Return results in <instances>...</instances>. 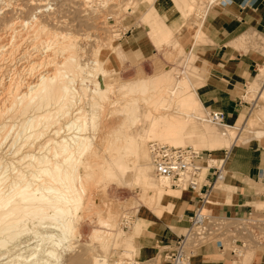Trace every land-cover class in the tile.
Wrapping results in <instances>:
<instances>
[{
    "label": "rangeland",
    "instance_id": "rangeland-1",
    "mask_svg": "<svg viewBox=\"0 0 264 264\" xmlns=\"http://www.w3.org/2000/svg\"><path fill=\"white\" fill-rule=\"evenodd\" d=\"M156 1H158L157 7L163 18L156 13L154 8ZM208 1L103 0V3H95L96 9L84 6L81 0H2L3 3L0 2L3 5L5 4V7L0 4V12L2 11L0 13V37L7 34L6 39H3L6 42H4L5 47L7 49L13 47V50H9L11 53L15 52V54L14 52L12 53L15 56L12 59V63L10 62V66L8 65L9 69H22L24 67L22 61L26 59L22 60L20 57L27 50L34 59L46 55L48 56L47 59L50 57L54 58L55 62L61 64L63 63L61 61L70 52L67 51L63 55L61 53L54 56L52 51L48 49V44L46 42L43 43V41L48 40L49 42L51 40L52 42L50 41L51 43L49 42V44L56 46L70 35L89 36L88 40H82L77 43L79 46H77L78 50L81 48L79 51L71 53L83 63L90 62L96 57L100 73L107 74L110 81V78L115 76V79L119 80L117 82L119 85L117 84L118 86L115 87V85L111 84L107 92L111 103L109 106H113L112 102L118 98L115 108L117 113H121L124 106L128 103L132 104L133 107L129 109V113L126 116V120L130 125V133H134L136 136L139 135L146 121H155L158 117L177 119L183 127L180 136H178L182 141L179 145H172L155 138L147 140L142 146L138 163L127 162L126 166L130 168L125 170L124 175H119V181L115 182V180L110 179L109 184L106 185L105 180H107V177H105V179H101L97 183L98 190L92 181L86 182V195L81 208L82 215H80L78 220H74L75 229L69 237L71 240L68 238L69 248L62 254L61 264H92L94 256H106L107 261L104 264H109L111 258L129 255L136 256L144 262L143 264H166L161 260V257L160 260L158 259V255L145 258L140 254L138 242L142 234L137 237L136 235L150 221L157 222L158 226L164 229L171 227L177 236L174 242L182 235H186L185 238L188 237L189 247L200 248L207 244L219 243L228 252L231 264H255L256 259L264 255V219L257 222L258 220L246 221L243 218H224L218 214L220 202L213 206L212 209L204 212L208 216V220L200 227L193 226L191 218H185L184 225L175 224L174 220L183 217L187 205L175 211L176 213H173L174 211L172 210L173 212L169 215V221L163 218L166 212L168 213L167 205L169 204L164 201L167 199L166 195L170 188L158 182L159 177L156 176L149 163L148 146L154 140L174 147L191 146L197 148L200 150V155L204 158L202 163L206 165L209 159L219 160L222 158V153L227 151L226 149L221 150L218 148L224 145L228 146L237 137L242 139L252 137L254 130L264 128V115L258 112L261 108V103H258L255 107V93L249 94L248 91L245 100L250 105L239 116L242 119L241 124L248 121L245 129L241 130L243 126L238 127L239 129L223 128L203 121L204 116L207 118V112L203 110L202 106H199L198 99L190 85L189 74L191 72L190 66L193 54L196 53L193 46L202 43L204 38V34L200 35L201 19ZM219 2H223V0H217L215 4ZM38 10H41V13H37ZM36 13L40 23L44 26V30H40L37 36H33L34 32L32 33L30 27L27 28L28 25L24 24V21L28 22L29 20L30 22L31 17L36 15ZM13 22H18L13 25L14 29L11 25ZM94 38L96 40H92ZM140 40H142L141 44H143V47L135 45ZM40 43L43 46H39L41 45ZM17 44L18 46H16ZM7 46L10 47L8 48ZM34 46L38 47L35 48ZM19 48L20 50H18ZM251 50L264 55V51L260 49ZM35 54L38 56L35 57ZM15 63L17 65H13ZM196 63L203 68L198 56ZM55 64L51 63L48 65L50 66L48 69H54ZM183 71H185L188 78L183 74ZM11 73L13 72L0 74V80L2 78V80L7 81ZM164 75L165 77H163ZM204 75L205 71L203 68L201 75L197 76L195 81L198 83ZM81 76L82 74L75 77V86L78 89L81 88ZM161 76L165 80L167 87H172L178 79L181 81V88H178L176 95L169 98V95L160 93L161 88H158L156 82H158L157 77ZM90 80L83 86L86 87L85 85L87 84L89 88L86 91L87 94H84V96H87L83 97L84 99H82L83 102L81 103L84 104L81 107L87 115L85 116L86 119L90 117L92 109H98L102 104L101 102L92 104L89 90L91 88L94 89L95 84L92 78ZM252 90L258 91V87ZM89 102L92 105H89ZM187 113H194L200 119L188 118L185 115ZM231 123H236V121H231L229 124ZM91 127L92 124L89 122L88 128L90 129ZM223 130H227L229 133L232 132L227 142L221 136ZM156 131H159V129L156 128ZM214 133L221 140L211 146L213 141L211 135H215ZM252 139L264 146V137ZM237 143L241 144L244 141H238ZM108 154V151L102 149L100 158L104 163L102 165L101 163L100 165L99 163L94 164L88 172H100L108 166L112 168V163L110 161L107 162ZM3 156L5 157L4 159H8L11 156V152L9 151ZM213 164L217 165L219 162ZM140 171L148 175L150 183L146 186L138 179ZM111 173H115V169L109 170V174ZM225 175V182H227L230 174L226 170ZM201 182L202 185L206 183L203 179ZM172 190L177 192L184 191V189L174 187ZM233 192L234 187L229 193L223 195L224 198L225 196H231ZM197 195L191 192L190 200L198 198ZM107 214L110 215V218ZM109 220L114 222L113 227L104 225L108 224L106 222ZM25 225V227L30 228L27 230L28 232L22 231L20 236L14 238L15 240H7L5 248H0V264L9 261V253L2 254V251L6 252V249L13 248L17 242L20 246L31 242L35 243L32 246L30 245L31 247L36 244H40L38 248L44 245L47 246L45 241H40L39 238H36L39 234L32 229L31 221H27ZM188 229L190 230L187 233ZM46 230L48 229L41 228L39 232L45 234L44 231ZM51 230H53L52 233H55L54 231L57 228H51ZM57 233H59L58 230L55 234ZM236 240L238 241L237 243H235ZM241 242L244 243L243 247ZM236 249L239 253L241 251L242 255L234 254L233 251ZM14 250L16 249H12V251ZM193 262L199 263L200 261L195 256Z\"/></svg>",
    "mask_w": 264,
    "mask_h": 264
},
{
    "label": "bare ground",
    "instance_id": "bare-ground-1",
    "mask_svg": "<svg viewBox=\"0 0 264 264\" xmlns=\"http://www.w3.org/2000/svg\"><path fill=\"white\" fill-rule=\"evenodd\" d=\"M81 1L86 6L87 1ZM215 2L216 0L208 1L201 24L209 8ZM1 5L5 7V4ZM87 7L92 8L94 5ZM39 12L41 13V10H38L37 13ZM37 13L31 17L30 22L29 20L28 22L24 21V24L28 25L26 27H30L32 33L34 32L33 36H37L40 30H44ZM16 23L18 22H13L11 25ZM12 28L14 29V26ZM10 33L12 34V32ZM6 35L0 37V74L13 73L9 75L7 81L2 78L0 80V248L7 246V240L17 238L22 231L29 230L30 228L25 227L27 221L32 222V229L39 234L36 238L45 241L47 246L38 248L40 244H36L31 247L32 244H35L34 242L20 246L17 242L13 248L6 249V252L2 251V254L9 253V261L3 263L61 264L62 254L69 248L68 238L75 229L74 220H78L82 215L81 208L86 195V182L92 181L98 190L97 183L105 177H107L106 185L109 184L110 179L115 182L119 181V175H124L125 170L130 168L126 166L127 162L138 163L142 146L147 140L155 138L172 145H179L182 141L178 136H180L183 127L177 119L158 117L155 121H146L139 135L130 133V125L126 116L129 109L133 107L132 104L128 103L124 106L121 113H117L115 108L118 98L112 102L113 106H109L111 103L107 92L111 84L115 87L118 86L119 80H116L114 75L115 77L110 78V81L107 74H101L96 57L90 62L83 63L71 53L73 51L76 53L79 47L77 43L88 40L89 36H64L66 40L60 41L56 46L49 44L51 40L43 41L48 44V49L54 56L61 53L63 55L67 51L71 53L66 54L67 56L61 61L63 62L61 64L55 62L54 58L47 59L48 56L44 55L45 51L44 56L36 57L38 55L35 54L36 59H34L27 50L20 57L22 60L26 59L22 61L24 67L22 69L10 68V70L8 65L10 62L12 63L15 55H12L14 51L11 53L9 50H13V47L9 48L10 43H8L10 46H7L9 49L5 47L3 39ZM92 40H96V38ZM39 46H43V44ZM49 56L51 55L49 54ZM51 63H56L55 68L49 70L50 66L48 65ZM81 74V88L78 89L75 86V77ZM85 74L86 76H84ZM183 74L187 76L185 71ZM163 77H157L156 85L159 89L161 88L160 93H165L171 98L176 95L178 88H181V81L178 79L172 87H167ZM90 78L94 80L95 84L94 89L89 90L92 104L96 102L102 104L100 108L90 111L91 115L87 119L91 122L92 127L89 129V122L85 117L87 115L81 107L84 104L81 103L83 97L87 96L84 94H87L86 91L89 88L87 84L86 87L83 86L86 82L91 81ZM255 103L256 100L254 105ZM185 115L188 118L200 119L194 113ZM203 118V121L213 124L205 116ZM216 126H225L229 129L238 128L226 127L227 124ZM156 128L159 131H156ZM243 129L245 128L241 130ZM229 135L231 136L232 132ZM263 136L264 128L253 131V138ZM159 141L154 140V142L166 144ZM149 148L150 145L148 146L149 163L154 171ZM102 149L108 151L107 162L112 163L115 173L109 174V170H112L109 166L100 172H88L94 164L99 163L100 165L101 163L102 165L104 163L100 158ZM195 149L200 152L199 149ZM9 151L11 152L10 158L4 159L3 155ZM208 162V167L216 163L215 159H209ZM205 167L207 166L204 165L202 170ZM138 179L145 186L150 183L148 175L141 171L138 173ZM158 182L162 185L165 184L167 188L171 186V183L164 178H159ZM109 221L104 225L113 227L114 222ZM41 228L48 230L44 231L45 234L42 232L41 234L39 232ZM51 228H57L59 233L55 234L57 230L52 233ZM12 249L16 250L12 251ZM237 255H242L241 251ZM105 261H107L106 256H94L92 264H104Z\"/></svg>",
    "mask_w": 264,
    "mask_h": 264
},
{
    "label": "crops",
    "instance_id": "crops-1",
    "mask_svg": "<svg viewBox=\"0 0 264 264\" xmlns=\"http://www.w3.org/2000/svg\"><path fill=\"white\" fill-rule=\"evenodd\" d=\"M157 4L158 1L154 4L156 13L163 18ZM201 32L200 35L204 34L202 43L193 46L196 53L193 54L189 74L192 91L204 111L225 113L228 123L226 127L245 128L248 121L241 124L242 119L239 116L250 105L245 100L247 91L249 94L255 93V107L261 103L258 112L264 115V55L251 50L264 51V0H223L214 6L212 4L203 25L201 24ZM141 43L142 40L135 45L143 47ZM197 56L205 71L204 77L198 83L195 78L201 75L203 68L197 65ZM254 85L258 87L256 92L252 90L255 89ZM231 121L236 123L229 124ZM211 136V146L220 142L218 140L221 139L216 134ZM221 136L225 142L231 137L227 130H223ZM252 138L237 137L228 146L218 148L229 151L221 155L224 158L226 154L227 160L220 161H226L225 170L229 172L230 177L225 182L224 174V179L213 186L202 206L203 212L220 202L218 214L224 218H243L246 221L258 220L257 222L264 219V146ZM242 140L244 143H237ZM208 165L207 161V167L201 171V179L204 181V176L211 166ZM210 178L207 177L203 191L206 185L211 183ZM232 187L233 194L224 198L223 195L229 193ZM169 188L167 199L164 201L169 204L168 213L166 212L163 218L169 221V215L173 211L176 213L175 211L187 205L183 217L174 220L175 224L184 225L185 218H191L200 201L198 198L190 200L191 191L187 189L177 192L172 190L173 187ZM148 223L136 235L137 237L142 234L138 242L140 254L145 258L158 255V259L161 257L162 260V251L172 248L177 236L171 227L167 230L158 226L157 222ZM196 258L200 262L195 264H231L228 252L219 243L198 248ZM255 264H264V255L259 256Z\"/></svg>",
    "mask_w": 264,
    "mask_h": 264
},
{
    "label": "built area",
    "instance_id": "built-area-1",
    "mask_svg": "<svg viewBox=\"0 0 264 264\" xmlns=\"http://www.w3.org/2000/svg\"><path fill=\"white\" fill-rule=\"evenodd\" d=\"M85 1V0H84ZM86 6H92L95 3L99 4L102 0H86ZM111 19V18H110ZM207 119L216 125L228 124L226 115L222 111L207 112ZM150 155L152 165L156 176L164 178L171 183V186L179 189H187L198 194L200 205L195 209L191 216L193 226H203L208 220V216L203 213L202 206L208 198V194L213 186L224 179L225 163L220 160H227L226 154L224 158L219 159V164L210 166L205 176L211 177V183L203 191L204 185L201 182V171L204 166L202 161L203 156L200 152L191 146L174 148L168 144L152 142L150 144ZM229 151H225L228 153ZM188 237H179L172 248L162 251V260L166 264H195L193 258L197 256L198 248L189 247L187 242ZM238 241L236 240L235 243ZM242 243V242H241ZM244 243H242V247ZM234 254L239 251L234 250ZM234 262V261H232ZM136 256L130 257H115L109 260V264H143Z\"/></svg>",
    "mask_w": 264,
    "mask_h": 264
}]
</instances>
